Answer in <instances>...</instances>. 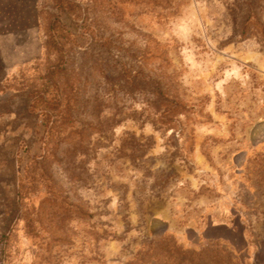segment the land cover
<instances>
[{
    "label": "rangeland",
    "instance_id": "obj_1",
    "mask_svg": "<svg viewBox=\"0 0 264 264\" xmlns=\"http://www.w3.org/2000/svg\"><path fill=\"white\" fill-rule=\"evenodd\" d=\"M52 1L0 0V264H125L163 228L186 245L234 221L246 261L263 264L264 0L243 37L247 0H75L92 32L65 45L62 82L84 132L60 135L54 191L39 182L17 200L16 175L45 145L24 104L54 58ZM122 70L160 79L184 110L160 123Z\"/></svg>",
    "mask_w": 264,
    "mask_h": 264
},
{
    "label": "trees",
    "instance_id": "obj_2",
    "mask_svg": "<svg viewBox=\"0 0 264 264\" xmlns=\"http://www.w3.org/2000/svg\"><path fill=\"white\" fill-rule=\"evenodd\" d=\"M252 1L245 2L246 8L236 24L235 31L241 37L252 25L261 26L260 17ZM62 15L70 20L75 33L62 21ZM90 25V20L86 14L82 13L77 1H52V13L47 24L45 45L53 53L54 58L52 63L45 68L40 84L28 92L24 104L29 115L39 118L45 145L39 155L30 156V160L23 165L22 172L16 175L17 200L26 196V193L39 182L44 183L50 192L54 191L55 181L47 166L49 159L61 151L62 138H59L60 135L65 130H68V134H83L84 132L83 127L75 126L72 113L69 111V99L65 93L62 79L68 62L65 45L67 43L74 44L76 34L92 32ZM260 29L262 30V28ZM120 76L122 83L128 85L126 88L129 95L147 94L146 98L159 111L158 120L160 123L172 124L174 117L184 110L181 100L175 94L169 93L160 79L140 74L134 77L126 70H122ZM115 96L116 93H113V97ZM94 126L91 128L99 129L97 123ZM63 138H67V134ZM24 148L28 151L26 145ZM261 170L264 172V163L261 165ZM64 197L62 195V198ZM72 207L77 216L92 215L79 204H74ZM22 218L26 232L32 233L33 219L30 213H23ZM186 236L185 240L189 243L185 245L178 242L172 234L163 228L154 237L142 242L135 255L125 264H249L246 261L242 229L235 221L230 225L208 224L204 232L197 238L191 239L187 234Z\"/></svg>",
    "mask_w": 264,
    "mask_h": 264
},
{
    "label": "bare ground",
    "instance_id": "obj_3",
    "mask_svg": "<svg viewBox=\"0 0 264 264\" xmlns=\"http://www.w3.org/2000/svg\"><path fill=\"white\" fill-rule=\"evenodd\" d=\"M235 67V66H234Z\"/></svg>",
    "mask_w": 264,
    "mask_h": 264
}]
</instances>
